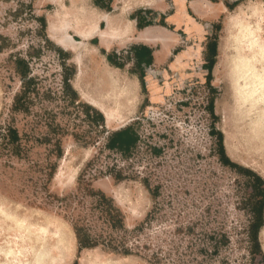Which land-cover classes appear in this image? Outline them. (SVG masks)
Here are the masks:
<instances>
[{
	"label": "rangeland",
	"instance_id": "374dc122",
	"mask_svg": "<svg viewBox=\"0 0 264 264\" xmlns=\"http://www.w3.org/2000/svg\"><path fill=\"white\" fill-rule=\"evenodd\" d=\"M154 1L112 0L102 12L91 0H0V134L21 138L19 153L0 146V264H29L33 252L40 264H264V148L252 144L230 68L249 51L225 25L242 10L238 20L260 21L264 41V0L193 3L214 17L212 29L180 38L169 64L146 70L143 89L124 53L126 31ZM105 18L116 33L103 45L122 36L108 51L96 39ZM49 20L58 24L52 32ZM139 37L162 46L158 61L173 43L156 29ZM212 45L206 81L201 64ZM105 53L124 66L114 69ZM127 127L134 142L108 146ZM119 220L123 229L112 225ZM74 226L98 246L78 252Z\"/></svg>",
	"mask_w": 264,
	"mask_h": 264
},
{
	"label": "bare ground",
	"instance_id": "6f19581e",
	"mask_svg": "<svg viewBox=\"0 0 264 264\" xmlns=\"http://www.w3.org/2000/svg\"><path fill=\"white\" fill-rule=\"evenodd\" d=\"M55 2L56 0H49ZM243 11L240 10L237 16L231 17L225 21L227 31L230 32V35L237 39V41H242V45L246 47L249 51L246 54L239 55L234 59V62L231 63V69L233 70V83L234 87L232 92L237 96V103L239 104L240 110L249 116V120L245 125L247 126L254 135L252 138V144L255 145L258 149L264 148V41L261 40V27L260 21H255V23H243L241 20H238V16ZM248 12L251 14L260 16L262 18V11L256 7H248ZM105 27L100 31H97L98 39L101 45H105L106 41L113 36L115 32L113 28L112 21L109 18H105ZM50 21V20H49ZM263 22V21H262ZM89 26L84 27L81 31L80 36L86 37L89 28L94 27V21L89 20ZM49 31L52 32L56 30L58 24L55 22L48 23ZM65 29V27H64ZM66 32V30H65ZM65 34V33H64ZM240 37V38H239ZM239 38V39H238ZM160 42V39H158ZM76 42V41H74ZM71 47V45H68ZM74 47V45H72ZM162 47V46H161ZM166 50L163 49V51ZM236 53V52H235ZM254 64H257L254 66ZM235 98V96H234ZM236 99V98H235ZM237 104V105H238ZM239 110V111H240ZM234 144V143H233ZM228 145V144H227ZM229 146V145H228ZM232 148V147H231ZM4 215L3 211L1 210ZM0 212V213H1ZM5 216V215H4ZM6 239V245L8 252L10 253L12 248V243L9 239L3 236ZM8 255V254H7ZM85 260L81 261L83 264ZM29 264H40L39 258L36 253H31V259H29ZM89 264V263H88ZM106 264H118V263H106Z\"/></svg>",
	"mask_w": 264,
	"mask_h": 264
},
{
	"label": "crops",
	"instance_id": "0c3cea01",
	"mask_svg": "<svg viewBox=\"0 0 264 264\" xmlns=\"http://www.w3.org/2000/svg\"><path fill=\"white\" fill-rule=\"evenodd\" d=\"M91 1L93 2V0H91ZM196 2L197 3L201 2V4L208 5L211 8L215 7L217 5H215L212 2V0H195V1L191 2V4L189 5L190 11L192 12V14L196 18H198L199 20L203 21L204 24L201 23V25L203 27H206V28H209V27L211 28L212 23H210V22L207 23V21L213 20L214 17H211L209 14L206 15L205 13L204 14L203 13L202 14L195 13L194 10L192 9V4L196 3ZM111 4H112V0L110 2V9H111ZM221 4L224 8H227L226 5H224L223 3H221ZM233 4H234V2L232 3V5ZM93 5L102 12L103 11L109 12V11H106L105 9L97 7L94 3H93ZM170 9H171V6L167 0H156L154 2H151L150 6H148V7L144 6V7L137 8V10L132 14L131 19H129L132 24H130L129 27H131V28H129L126 32L128 34L127 35V38H128L127 43L130 44V47H128V50L124 53L127 55L128 60L130 61L131 65L136 69L135 72L132 74H134L136 76V78L139 82H140V79H139L140 74H143V80H144V78L146 77V70L148 68L150 69L151 67H156V66H160L163 64L164 65L169 64V60L171 59V57H174L173 55L180 45L179 39L181 37H180L178 30L177 29H170L169 27H167V25H164L165 24V22H164L165 16H166V14H168ZM162 20L164 23L162 22ZM147 29H149V30L150 29H156V30L164 31L165 33H168V36L170 37V39L173 40V43L167 49V53L164 54V56H162V59H160L159 61L156 59L155 53L160 50L161 46L158 45L157 43L153 44V43H148V42L142 41V39H140V37H139L140 34ZM174 30H176L175 33H169L168 32V31L173 32ZM123 35H125V34H123ZM121 37L122 36H119V37H116L115 39L109 41L108 47L102 45L101 48L103 50L108 51L110 49V47H112L111 45H113L114 43L119 41ZM96 39H97L98 43H100L97 36H96ZM124 41H126V40H124ZM123 45H124L123 43H120V47H124ZM140 48H143L146 50L148 49L150 51L151 62L149 64L144 62V61H146V57H144L145 51L144 52L139 51ZM104 56H105V59H108L109 54L105 53ZM108 61H109V59H108ZM109 63L115 67L114 69H120V68H122V66H124V65H121L119 63H116L114 60L112 62L109 61ZM115 64H117L120 67H117ZM211 71H212V69H211ZM211 71H210V74H211ZM139 84L141 85V82ZM144 84H145V82H144Z\"/></svg>",
	"mask_w": 264,
	"mask_h": 264
},
{
	"label": "trees",
	"instance_id": "16d2710c",
	"mask_svg": "<svg viewBox=\"0 0 264 264\" xmlns=\"http://www.w3.org/2000/svg\"><path fill=\"white\" fill-rule=\"evenodd\" d=\"M110 2H111V0H93V3L97 7L105 9L106 11H110ZM41 22H42V27H43L44 26V20H41ZM139 51H142V52L145 51L144 57H146V61H144V62L149 64L151 62L150 51L148 49L146 50L143 48H140ZM209 51L211 52V55H210V58H208L209 59V72L207 74L206 81L210 80V71L213 67V54L215 51V46H213V45L209 46ZM108 59L110 62H112V60L110 59V56H108ZM115 65L117 67H120L117 64H115ZM15 66L17 69L16 73L19 75L20 79L21 80H27V76H26L27 66H26L25 60L17 59L15 61ZM139 79L141 82V87H143V89H144L145 84H144V80H143V74H140ZM32 81L33 80L29 78L26 82L28 84H30ZM27 83H25V82L23 83L21 94L18 96V99H16V101H15L16 104L19 103L20 100L25 96L26 90L28 89V87H25V84H27ZM63 84H64L65 89L69 90V83H68L67 79L64 78ZM98 115L102 119L101 114H98ZM0 138H1V141H4V143H5L4 144V143L0 142V146L1 145L2 146L12 145L14 151L15 152L18 151V153H19V151L21 149L20 148L21 147V144H20L21 138H20V136L16 130L8 129L7 133L5 135L0 134ZM134 138H135V133L133 132L132 127H127V128H125L119 132L114 133L109 140L108 146L119 148V147H122L128 141L134 142ZM218 138H219V142L221 144V140H222L221 134H218ZM253 177L255 179V182L258 183V185L262 184V181L258 176L253 174ZM112 225L113 226L118 225L119 228L123 229V222L121 220L113 222ZM261 225H262V223H261V218H260L258 220V223L255 225V232H257V230L261 227ZM73 230H74L76 242L78 245V252H81L84 249H91V248H95L98 246V241L87 240L86 238H84L85 236L83 234L82 229L78 228L77 226H74ZM255 239H256V235H255ZM114 251H116V250H114ZM122 254L125 256L131 255L128 252V250H122ZM74 264H76V262Z\"/></svg>",
	"mask_w": 264,
	"mask_h": 264
},
{
	"label": "flooded vegetation",
	"instance_id": "af4514ba",
	"mask_svg": "<svg viewBox=\"0 0 264 264\" xmlns=\"http://www.w3.org/2000/svg\"><path fill=\"white\" fill-rule=\"evenodd\" d=\"M167 1L169 2L171 9L168 12V14H166L165 16L164 25H167V27H169L170 29H177L181 38L191 37L196 34L206 35L210 31V29H212V27L211 28L203 27L201 25V23L204 24L203 21L196 18L190 11L189 5L191 4V2L195 0H167ZM222 3L224 5H228L227 0H222ZM208 49H209V46H208ZM176 54L177 53H175V55ZM188 56L187 55L185 56V54L179 55V57H181L180 64L182 63L181 64L182 66L184 64L185 67H188V65L190 64L187 58ZM201 69L203 71L201 73L205 75L204 79H206L207 74L209 72V59L208 58H204V60L202 61ZM191 71H194V69L192 68ZM194 73L195 72H192V74Z\"/></svg>",
	"mask_w": 264,
	"mask_h": 264
}]
</instances>
